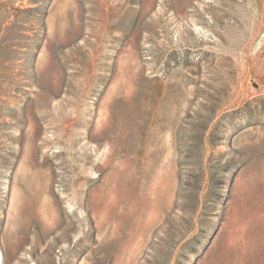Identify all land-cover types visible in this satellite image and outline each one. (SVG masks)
<instances>
[{
	"label": "rangeland",
	"instance_id": "374dc122",
	"mask_svg": "<svg viewBox=\"0 0 264 264\" xmlns=\"http://www.w3.org/2000/svg\"><path fill=\"white\" fill-rule=\"evenodd\" d=\"M0 264H264V0H0Z\"/></svg>",
	"mask_w": 264,
	"mask_h": 264
}]
</instances>
